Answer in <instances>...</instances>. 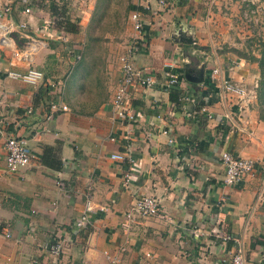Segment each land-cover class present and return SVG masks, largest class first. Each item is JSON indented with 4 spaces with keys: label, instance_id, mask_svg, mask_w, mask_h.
<instances>
[{
    "label": "crops",
    "instance_id": "obj_1",
    "mask_svg": "<svg viewBox=\"0 0 264 264\" xmlns=\"http://www.w3.org/2000/svg\"><path fill=\"white\" fill-rule=\"evenodd\" d=\"M99 1L0 0V264H230L237 243L252 264H264L259 68L245 59L251 36L241 39L232 14L250 1L126 0L129 13L143 20L134 66L156 79L150 88L129 89L136 118L127 123L111 105L119 66L89 87L95 70L80 64ZM52 6L77 34L57 28ZM31 69L45 73L37 87L6 78ZM215 70L221 80L245 86L250 101L221 99ZM170 74L181 84L167 87ZM101 89L106 96L97 99ZM52 101L69 110L52 113ZM14 136L28 139L34 160L11 173L5 143ZM223 151L253 160L255 172L225 185ZM141 196L156 198L161 214L127 221ZM88 197L94 214L78 229ZM7 231L10 238L3 237ZM53 238L63 242L60 258L46 249Z\"/></svg>",
    "mask_w": 264,
    "mask_h": 264
},
{
    "label": "built area",
    "instance_id": "obj_2",
    "mask_svg": "<svg viewBox=\"0 0 264 264\" xmlns=\"http://www.w3.org/2000/svg\"><path fill=\"white\" fill-rule=\"evenodd\" d=\"M165 6V3H159V7L162 8ZM2 10L3 14L9 13L8 8H2ZM145 10L147 11L148 9ZM25 13L30 15L31 11L27 10ZM129 20L136 37L127 47L125 53L122 54L118 59L120 77L111 102L115 117L122 123L133 122L136 118V113L130 105L129 89L131 87H143L145 89L156 84V79L151 73L137 69L133 63L134 54L140 49L139 39L142 36L141 33L143 29L142 14L138 11H134L130 14ZM1 27L3 26L0 25V28ZM21 29L27 30V27L23 25ZM79 61L80 57H77L76 63ZM218 74V70L213 71L211 78L214 84L220 80V84H218V95L221 99L224 100L229 95H232L242 103L250 101L252 94L246 89L245 86L235 84L232 80H221L218 77ZM6 78L14 81L16 80V82H20L28 86L37 87V85L45 81V73L43 71L34 69L28 70L25 73L8 71L6 73ZM167 78V87L178 86L181 84L180 78L176 77L175 75H167ZM52 87H54V85H52ZM182 98L189 100L187 95L182 96ZM51 110L52 113H57L59 111L66 112L69 109L67 106H61L56 101H52ZM200 112H206V108L202 107ZM162 133L166 134L167 131L163 130ZM146 136L152 137V134L147 133ZM111 140L114 141L113 138ZM5 148V164L8 172H19L31 166L34 160V155L31 152L27 138L21 136L11 137L7 139ZM116 158L122 163L128 162L129 165L133 164L134 162L131 157L126 159L125 157L117 156ZM220 159L223 166H225V172L222 179V182L225 185L236 186L242 182L246 176L252 175L256 169L255 162L253 160L236 157L229 151H223L220 155ZM130 176V171L125 174L124 183L126 185L130 180ZM160 210V202L156 198L141 196L136 199L132 208L126 214L125 219L127 221H136L138 217L145 218L159 216L162 212ZM92 214H94V208L92 207L90 197H88L84 204L83 215H81L80 220L76 222L74 226L78 229L83 228V226L89 222ZM3 237L10 238V232L7 231L3 233ZM222 239L224 241L232 240L229 234H223ZM46 249L50 254L53 255V257L56 258H60L64 253L63 242L54 238L46 244ZM232 255L233 258L232 261H230V264H252L240 243H237ZM111 263L114 264L115 261L112 260Z\"/></svg>",
    "mask_w": 264,
    "mask_h": 264
},
{
    "label": "rangeland",
    "instance_id": "obj_3",
    "mask_svg": "<svg viewBox=\"0 0 264 264\" xmlns=\"http://www.w3.org/2000/svg\"><path fill=\"white\" fill-rule=\"evenodd\" d=\"M247 1L250 2L242 3L243 5L233 10L232 14H234L237 33L241 39L247 35L251 36V40L243 46V49L245 48L249 52V56L245 59L250 61L253 57L256 59L260 57L258 45L259 40L264 39V0ZM129 16L126 0H100L98 2L96 14L86 27V38L83 43L80 63L81 66L84 64L88 71L93 69L95 73L98 72V74H89L87 86L96 85L98 79L105 80L106 74L109 73L108 68L111 67L112 71L117 70L119 57L125 53L127 47L136 37ZM237 45L240 49V44L237 43ZM104 90L107 89L104 88ZM104 90L101 89V97H97V99L105 98ZM92 104L94 105V103Z\"/></svg>",
    "mask_w": 264,
    "mask_h": 264
},
{
    "label": "trees",
    "instance_id": "obj_4",
    "mask_svg": "<svg viewBox=\"0 0 264 264\" xmlns=\"http://www.w3.org/2000/svg\"><path fill=\"white\" fill-rule=\"evenodd\" d=\"M144 11V10H143ZM51 12L53 16L57 18V28L64 30L65 33H71V34H77L78 28L76 25H73L66 17L64 12L59 11L58 8L55 6L51 7ZM260 48V57L259 59H256V57H253V59H250L251 62L257 63L259 68V85L257 86L256 94H257V101H258V107H259V114L260 119L264 121V39L259 40L258 49ZM255 58V59H254ZM49 89H46L44 92H48ZM42 92L41 95L44 94ZM171 99L174 100L176 103H178L179 97L178 94L171 95ZM37 102V99H36ZM203 105L202 103H199V106ZM263 247H264V239H263Z\"/></svg>",
    "mask_w": 264,
    "mask_h": 264
}]
</instances>
